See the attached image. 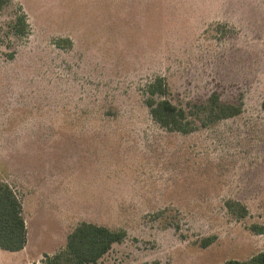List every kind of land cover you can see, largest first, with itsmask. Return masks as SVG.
I'll use <instances>...</instances> for the list:
<instances>
[{"label": "rangeland", "instance_id": "1", "mask_svg": "<svg viewBox=\"0 0 264 264\" xmlns=\"http://www.w3.org/2000/svg\"><path fill=\"white\" fill-rule=\"evenodd\" d=\"M157 77L187 111L217 94L242 112L195 111L192 132L169 131L147 105ZM263 102L264 0H9L0 182L25 207L29 243L0 248V264H43L82 222L126 232L96 264L264 252Z\"/></svg>", "mask_w": 264, "mask_h": 264}, {"label": "trees", "instance_id": "2", "mask_svg": "<svg viewBox=\"0 0 264 264\" xmlns=\"http://www.w3.org/2000/svg\"><path fill=\"white\" fill-rule=\"evenodd\" d=\"M9 0H0V16ZM25 22L20 18L19 22ZM168 86L163 77H157L147 86V105L153 119L169 131L188 134L195 129L190 114L206 111L210 122L233 118L241 114L240 106L225 103L217 94H213L207 103L191 104L190 111L180 108L167 98ZM162 99L156 100V97ZM264 109V102H263ZM243 215L247 214L242 208ZM255 231L263 234L264 227H254ZM126 238V232L114 230L104 225L91 222L80 223L68 236L64 249L52 256H46L43 264H96L107 255L117 242ZM28 228L23 216V205L16 192L7 184L0 182V248L10 252H19L28 244ZM211 243L208 240L205 245ZM224 264H264V252L252 258L230 260Z\"/></svg>", "mask_w": 264, "mask_h": 264}, {"label": "crops", "instance_id": "3", "mask_svg": "<svg viewBox=\"0 0 264 264\" xmlns=\"http://www.w3.org/2000/svg\"><path fill=\"white\" fill-rule=\"evenodd\" d=\"M24 209H25V207H23V211H24ZM23 216H24V213H23ZM24 219H25V216H24ZM25 221H26V219H25ZM26 224H27V222H26ZM27 228H28V226H27ZM28 238H29V232H28ZM28 243H29V240H28ZM28 245V244H27ZM27 247V246H26ZM26 249V248H25ZM24 249V250H25ZM3 250V249H2ZM24 250H22V251H19V252H15L14 254H11V255H9V256H18V254H21ZM6 251V250H5ZM10 252V251H9Z\"/></svg>", "mask_w": 264, "mask_h": 264}]
</instances>
